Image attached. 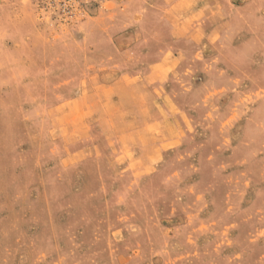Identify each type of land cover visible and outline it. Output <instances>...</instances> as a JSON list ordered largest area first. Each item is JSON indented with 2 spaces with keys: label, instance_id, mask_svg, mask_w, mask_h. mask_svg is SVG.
Listing matches in <instances>:
<instances>
[{
  "label": "rangeland",
  "instance_id": "1",
  "mask_svg": "<svg viewBox=\"0 0 264 264\" xmlns=\"http://www.w3.org/2000/svg\"><path fill=\"white\" fill-rule=\"evenodd\" d=\"M182 5L0 0V264H264V0Z\"/></svg>",
  "mask_w": 264,
  "mask_h": 264
},
{
  "label": "crops",
  "instance_id": "2",
  "mask_svg": "<svg viewBox=\"0 0 264 264\" xmlns=\"http://www.w3.org/2000/svg\"><path fill=\"white\" fill-rule=\"evenodd\" d=\"M154 3V7H148L150 9V13L156 16H169V15H194V7L189 6L186 8L184 13H179L178 8L183 6L182 4H186L192 0H152ZM180 22H177L179 25Z\"/></svg>",
  "mask_w": 264,
  "mask_h": 264
}]
</instances>
